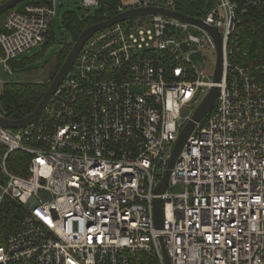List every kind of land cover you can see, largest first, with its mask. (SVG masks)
Segmentation results:
<instances>
[{"label": "built area", "instance_id": "built-area-1", "mask_svg": "<svg viewBox=\"0 0 264 264\" xmlns=\"http://www.w3.org/2000/svg\"><path fill=\"white\" fill-rule=\"evenodd\" d=\"M58 1L9 11L0 32L5 72L46 43ZM261 6L214 0L198 18L222 36L224 75L162 195L156 191L180 133L213 86L214 70H199L192 56L215 53V42L162 15L92 36L32 125L0 127V210L9 199L23 213L0 245V264H166L164 249L172 264H264V64L238 59L242 19ZM149 8L176 11L175 0H121L116 16ZM15 153L30 158L23 176L7 166ZM180 184L186 192L168 193Z\"/></svg>", "mask_w": 264, "mask_h": 264}, {"label": "trees", "instance_id": "trees-1", "mask_svg": "<svg viewBox=\"0 0 264 264\" xmlns=\"http://www.w3.org/2000/svg\"><path fill=\"white\" fill-rule=\"evenodd\" d=\"M121 0H108L93 17L80 20L76 15L66 14L64 26L71 33V42L66 43L56 59L53 70L54 79L57 72L70 53L74 43L79 36L89 27L103 23L114 18L116 6ZM46 0H26L18 5L21 10L26 5H42ZM214 5V0H175V9L191 18H203L205 12ZM9 12L0 17V32L3 23ZM238 36L241 39L242 55L238 58L239 63L244 67H255L264 64V6L251 8L243 17L241 26L238 29ZM53 43V28H51L47 41L43 47ZM245 54V55H244ZM16 62L11 64L15 65ZM52 82V81H51ZM50 83L16 82L5 84L0 94V114L13 121L22 120L32 114L41 101ZM0 150V154H1ZM29 156L22 153H15L8 158L7 166L11 173L19 176L25 174ZM23 219L20 207L13 201L6 199L0 210V245H4L11 234L19 227Z\"/></svg>", "mask_w": 264, "mask_h": 264}, {"label": "water", "instance_id": "water-1", "mask_svg": "<svg viewBox=\"0 0 264 264\" xmlns=\"http://www.w3.org/2000/svg\"><path fill=\"white\" fill-rule=\"evenodd\" d=\"M24 1L26 0H9L8 2L1 4L0 17H2L4 14L14 9ZM151 15H162L164 17L182 23L196 25L212 36L216 46V52H215L216 61L212 76L213 86L208 91V93L206 94V96L204 97V99L196 109L194 115L192 116V119L186 124V126L183 128V130L180 133V136L178 138V141L174 147L172 156L170 158L167 167V172L163 178L162 184L158 187L156 191L157 195L164 194L167 189L172 174V170L175 167L177 160L181 154V151L185 146L189 136L195 129L196 125L200 123L213 110L217 98L220 94L219 85L222 83V79L224 75L223 39L221 34L215 28L205 24V22L202 20L191 18L180 12H176L172 10L149 8V9H137V10L127 11L103 23L89 27L79 36V38L74 43L70 53L68 54L60 70L57 72L54 79L50 83L44 95L43 100L38 105L36 110L26 118L17 121L9 120L7 118L0 116V127L7 130H20L32 125L43 113V111L51 101L52 97L56 94L60 86L63 84V82L71 72L72 68L74 67V64L83 46L92 36L107 28L112 27L115 24L140 17L151 16ZM154 223L156 230L163 229V207H162V201L160 199H157L154 202ZM164 256H165L166 264H172L165 249H164Z\"/></svg>", "mask_w": 264, "mask_h": 264}, {"label": "rangeland", "instance_id": "rangeland-1", "mask_svg": "<svg viewBox=\"0 0 264 264\" xmlns=\"http://www.w3.org/2000/svg\"><path fill=\"white\" fill-rule=\"evenodd\" d=\"M83 0H59L57 3V16L53 23V43L47 47L38 46L16 59L15 65L11 64L13 74L4 71L0 64V94L5 84L16 82L51 83L56 59L66 43H70L71 33L64 26L66 14L76 15L80 20L93 17L100 9L87 10L82 7ZM132 0H130L131 2ZM17 8H14V10ZM3 51L0 46V59ZM192 61L199 70L207 68L214 70V51H204L192 56ZM204 96V95H203ZM195 108H193L194 110ZM190 110H186L188 114ZM1 150V149H0ZM186 192L185 185H178L168 190L169 194H182Z\"/></svg>", "mask_w": 264, "mask_h": 264}]
</instances>
